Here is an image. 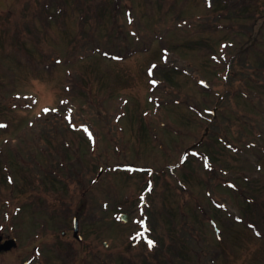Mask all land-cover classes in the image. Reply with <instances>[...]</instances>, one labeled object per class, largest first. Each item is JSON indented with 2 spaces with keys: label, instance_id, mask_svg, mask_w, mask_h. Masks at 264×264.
I'll list each match as a JSON object with an SVG mask.
<instances>
[{
  "label": "rangeland",
  "instance_id": "obj_1",
  "mask_svg": "<svg viewBox=\"0 0 264 264\" xmlns=\"http://www.w3.org/2000/svg\"><path fill=\"white\" fill-rule=\"evenodd\" d=\"M62 1L0 0V264H264V0Z\"/></svg>",
  "mask_w": 264,
  "mask_h": 264
},
{
  "label": "trees",
  "instance_id": "obj_2",
  "mask_svg": "<svg viewBox=\"0 0 264 264\" xmlns=\"http://www.w3.org/2000/svg\"><path fill=\"white\" fill-rule=\"evenodd\" d=\"M79 1V0H78ZM241 1V4L240 5H237V6H231V7H227L226 10L230 9L231 11L233 12H238V16L237 17H240L242 15H246V19L247 18H256L255 19V22H258L260 17L259 15H257L253 9H251V6H250V2L249 0H240ZM54 3V2H53ZM102 10L101 8L97 9V16L98 17H102ZM231 18H235L233 17L232 15L230 16ZM243 17V16H242ZM244 18V17H243ZM262 19V18H261ZM254 22L253 24V28L255 27L254 25H256V23ZM252 27V26H250ZM248 33V32H247ZM262 68V69H261ZM261 68L260 70H264V64L261 65ZM85 83V82H84ZM262 137V136H261ZM63 145V144H62ZM65 145V144H64Z\"/></svg>",
  "mask_w": 264,
  "mask_h": 264
},
{
  "label": "water",
  "instance_id": "obj_3",
  "mask_svg": "<svg viewBox=\"0 0 264 264\" xmlns=\"http://www.w3.org/2000/svg\"><path fill=\"white\" fill-rule=\"evenodd\" d=\"M78 227H77V225H76V232H77V229ZM13 245H15V241L14 240H10V241H8V242H6L4 245H1V249H9V248H11Z\"/></svg>",
  "mask_w": 264,
  "mask_h": 264
},
{
  "label": "snow or ice",
  "instance_id": "obj_4",
  "mask_svg": "<svg viewBox=\"0 0 264 264\" xmlns=\"http://www.w3.org/2000/svg\"><path fill=\"white\" fill-rule=\"evenodd\" d=\"M153 83H155V81H153ZM48 111H50L49 109H45V112H48ZM51 111H54V109L53 110H51ZM71 111V110H70ZM0 127H4V125H0ZM205 166L206 167H208V165L207 164H205ZM138 235H140L139 233H138ZM154 244H155V242L154 241H151V240H149L148 241V246L149 247H152V246H154Z\"/></svg>",
  "mask_w": 264,
  "mask_h": 264
},
{
  "label": "flooded vegetation",
  "instance_id": "obj_5",
  "mask_svg": "<svg viewBox=\"0 0 264 264\" xmlns=\"http://www.w3.org/2000/svg\"><path fill=\"white\" fill-rule=\"evenodd\" d=\"M1 237L3 238V240H5V239L9 238V235H2V234H1V235H0V238H1Z\"/></svg>",
  "mask_w": 264,
  "mask_h": 264
}]
</instances>
